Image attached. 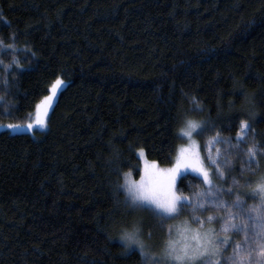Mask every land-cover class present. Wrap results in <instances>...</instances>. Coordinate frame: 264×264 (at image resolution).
Wrapping results in <instances>:
<instances>
[{"label":"trees","instance_id":"1","mask_svg":"<svg viewBox=\"0 0 264 264\" xmlns=\"http://www.w3.org/2000/svg\"><path fill=\"white\" fill-rule=\"evenodd\" d=\"M13 36L16 51L0 54V125H27L56 79L66 86L44 129H0V264H144L120 240L133 225L162 257L166 231L126 207L119 186L140 177V151L172 167L186 120L207 123L203 148L216 132L234 145L240 121L251 124L239 149L216 146L230 161L219 188L264 176V155L244 163L247 146L264 145V0H0V39ZM195 184L187 175L178 187L191 198L207 187ZM250 191L220 194L252 206ZM211 209L203 216L218 220L205 226L219 230L225 213Z\"/></svg>","mask_w":264,"mask_h":264},{"label":"snow or ice","instance_id":"2","mask_svg":"<svg viewBox=\"0 0 264 264\" xmlns=\"http://www.w3.org/2000/svg\"><path fill=\"white\" fill-rule=\"evenodd\" d=\"M11 40L12 42H5L0 39V54L7 50L16 51L15 36ZM0 64H3L2 60ZM12 65L19 68L20 62L13 57ZM12 65H4V71L8 72ZM3 83L7 84V79ZM65 86L62 79H56L51 87L52 94L36 105L34 123L29 122L26 125L28 131H32L34 127L43 129L47 126L48 111L52 107V101ZM2 99L3 97H0V100ZM0 127L16 131L21 125L9 124ZM209 131L206 122L186 120L185 127L180 132L186 143L178 149L175 163L171 168L161 169L155 162L145 161L143 175L138 182L130 180L126 174L124 183L119 186L123 190L126 207L148 213L162 226L178 219L186 208L192 209L191 222L184 221L174 228H169L162 257L158 258L146 249L141 240L139 226L133 225L131 230L124 232L120 238L121 243L126 250L139 251L144 264H162V262L163 264H221V259H225L230 264H264V176H260L255 181L246 180L243 185H240L236 177L231 176L229 178L232 180V186L226 189L219 188L214 183V179L224 177L223 169L230 163L227 160L221 163V148L216 146L228 144L239 149L241 145L246 144L247 137L252 131L251 124L247 120L240 121L234 145L231 141L221 139L220 133L216 132L214 136L208 138L204 148L201 149L196 143V138L204 136ZM202 150L207 153L205 157L201 156ZM139 155L143 158L144 153L141 151ZM245 155L246 169L251 171L253 166L258 164L257 156L264 155V145L254 143L247 146ZM210 169L214 171L210 172ZM188 173L194 174L195 187L207 186L191 193V198L184 195L177 183L182 178H187ZM233 186L251 189L249 195L257 203L247 206L239 194H235L234 200H225L220 193L233 194ZM208 208L224 211L225 215L219 218V230L205 226L216 223L217 216L208 214L204 217L203 212L197 214L198 211H207ZM238 220L239 223L236 222ZM230 233L243 234V241H232L228 235ZM222 234L223 239L220 238ZM229 246L232 248V255L223 257L222 248ZM254 255L255 259H253Z\"/></svg>","mask_w":264,"mask_h":264},{"label":"rangeland","instance_id":"3","mask_svg":"<svg viewBox=\"0 0 264 264\" xmlns=\"http://www.w3.org/2000/svg\"><path fill=\"white\" fill-rule=\"evenodd\" d=\"M52 93H50V95H51ZM58 94H59V92L56 94V96H55V98H54V100L52 101V107H51V109H49V111H48V118H49V114H50V112L52 111V109H53V107H54V105H55V103H56V99H57V97H58ZM40 104V103H39ZM35 118V117H34ZM48 118H47V124H48ZM31 122H33L34 123V119H33V121H31ZM47 127V126H46ZM0 129H6V127H1ZM38 129H41V128H37V127H34V129L32 130V131H28L27 130V128H26V125H22L21 126V128L19 129V130H16V131H11V132H13V133H32V134H34L35 133V131L36 130H38ZM44 129V128H43ZM185 143H186V141L184 140V143L180 146V147H182V146H184L185 145ZM196 143L197 144H199L200 146H201V149H203V147H202V141L200 140V137H197L196 138ZM141 152V151H140ZM139 152V153H140ZM143 153H144V151H142ZM201 156L202 157H205L204 156V151L202 150L201 151ZM214 157H215V154L213 155ZM139 157H140V155H139ZM140 160H141V163H142V171H141V175H143V169H144V165H145V161H148L147 160V158H146V156H145V153H144V156H143V158H141L140 157ZM149 163H152V162H150V161H148ZM206 162V161H205ZM207 163V162H206ZM159 168H161V169H168V168H162V167H159ZM171 168V167H170ZM212 170L210 169V172H211ZM128 175V178L130 179V180H132V181H139L140 180V178H141V175H140V177L138 178V179H135L134 177H133V175L132 174H127ZM187 175H193L194 176V174H192V173H188ZM179 182V181H178ZM177 182V183H178ZM202 188H204V187H202ZM201 188V189H202ZM208 209H211V208H208ZM211 210H214V211H220L221 213H222V210L221 209H211ZM136 211H138V210H136ZM191 211H192V209H191ZM201 212H205L204 210L202 211V210H200V211H198L197 212V214L198 215H200L201 214ZM219 212V213H220ZM144 214H145V212H144ZM211 214H212V212H211ZM208 214H204V217H206ZM213 215V214H212ZM153 220L154 221H156L158 224H159V226L160 227H162L163 228V230L164 231H166V235L167 236H169V228H174V226H178V225H180V224H182L183 223V221H179L178 222V220L176 219V220H173V221H170L168 224H165V225H161L160 224V222L159 221H157L156 219H154L153 218ZM176 223V224H175ZM175 224V225H174ZM174 225V226H173ZM146 247V246H145Z\"/></svg>","mask_w":264,"mask_h":264}]
</instances>
